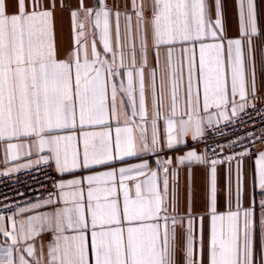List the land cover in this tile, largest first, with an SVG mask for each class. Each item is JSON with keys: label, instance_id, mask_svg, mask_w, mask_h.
Returning a JSON list of instances; mask_svg holds the SVG:
<instances>
[{"label": "snow or ice", "instance_id": "snow-or-ice-1", "mask_svg": "<svg viewBox=\"0 0 264 264\" xmlns=\"http://www.w3.org/2000/svg\"><path fill=\"white\" fill-rule=\"evenodd\" d=\"M235 7L231 36L223 0H0V176L47 192L0 203V264H264V129L236 130L264 119V29Z\"/></svg>", "mask_w": 264, "mask_h": 264}, {"label": "built area", "instance_id": "built-area-1", "mask_svg": "<svg viewBox=\"0 0 264 264\" xmlns=\"http://www.w3.org/2000/svg\"><path fill=\"white\" fill-rule=\"evenodd\" d=\"M260 108V105H257ZM251 112V119L245 116V125H237L236 130L240 135H246L249 132L259 136L261 129H264V119L257 112ZM264 112V109H261ZM231 132L232 129H226ZM259 142L253 145L254 150L259 148ZM41 170H21L8 176H0V203L16 204L19 206L34 201L41 195H46V189L41 187L44 178ZM7 197V199H5Z\"/></svg>", "mask_w": 264, "mask_h": 264}, {"label": "crops", "instance_id": "crops-1", "mask_svg": "<svg viewBox=\"0 0 264 264\" xmlns=\"http://www.w3.org/2000/svg\"><path fill=\"white\" fill-rule=\"evenodd\" d=\"M70 2L72 6H75V0H70ZM90 2L91 0H85L86 4H90ZM257 5H258L259 23L261 28L264 29V0H257ZM223 7H224L225 23L229 30V35L235 36L237 34V13L235 7V0H223ZM57 41L58 43L62 44L65 47L70 46L71 28H70V20L67 12L63 13L62 18L61 15L58 13ZM257 105H260V103L258 102ZM2 159H3V149L0 148V160ZM23 162H24L23 160L10 162L9 166H12V164L15 163H23ZM3 168L4 165L0 163V171H2ZM254 168H255L254 160L251 158H246L244 161V175H245L246 184L250 181L252 174L254 172ZM219 184L221 189L219 196L222 203L223 195H224V186H225V172L223 168L220 169ZM258 191L259 190L257 189V193ZM256 200L257 201L259 200V195L256 196ZM202 202H203V189L198 184L197 194H196V209H195L197 212L200 211ZM45 239H47V237ZM206 240H207V221L205 222V242ZM37 247H39V245H37Z\"/></svg>", "mask_w": 264, "mask_h": 264}]
</instances>
